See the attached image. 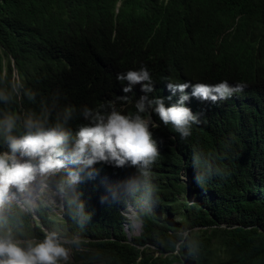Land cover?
Segmentation results:
<instances>
[{"label": "trees", "instance_id": "trees-1", "mask_svg": "<svg viewBox=\"0 0 264 264\" xmlns=\"http://www.w3.org/2000/svg\"><path fill=\"white\" fill-rule=\"evenodd\" d=\"M142 66L155 85L149 99L165 98L166 106L179 98L168 83L246 87L215 104L192 98L186 106L202 123L186 139L151 112L161 156L153 167L154 204L140 235L129 238L121 213L127 206L113 200L136 169L94 165L91 178L71 191L82 194L85 211L94 214L82 246H69L61 264H264V0H0V88L23 84L37 101L59 92L61 106H114L128 115L145 93L137 84L127 101L118 99L128 85L116 77ZM29 110L39 104L23 90L13 103L0 104V114ZM82 123L78 116L73 131ZM197 154L201 167L211 164L227 175L198 186ZM39 216L40 223L26 218L38 237L52 221L70 234L79 231L66 208L63 218L42 207ZM184 225L202 241L195 260L161 243Z\"/></svg>", "mask_w": 264, "mask_h": 264}, {"label": "clouds", "instance_id": "clouds-1", "mask_svg": "<svg viewBox=\"0 0 264 264\" xmlns=\"http://www.w3.org/2000/svg\"><path fill=\"white\" fill-rule=\"evenodd\" d=\"M116 79L127 82L128 86L123 87L125 95L118 97L124 101L129 99L127 94L133 92L135 85H141L145 95L136 101L134 114H121L114 106L110 111L61 106L59 92L54 93L50 101H37L38 94L25 90L23 84L0 88V104L13 103L22 90L30 102L39 104L38 111L0 114V264H61L69 258V246L77 249L82 246L81 233L94 213L85 211V203L80 199L82 194L72 195L71 191L85 178H91L93 171L89 170L98 163L136 169L122 191L113 193V200L132 207L136 219L142 220L152 211L157 191L153 167L161 156L160 144L150 130L151 112L154 111L165 126L171 124L181 139H186L192 135L193 126L202 123L201 114L186 106L192 98L215 104L230 99L246 87L242 83L230 86L227 81L216 85L188 81L168 83V89L173 95L179 93V98L166 106L165 98L149 99L148 94L155 91V85L146 67L120 73ZM188 89H191L190 95ZM78 116L86 123L79 124L73 131L71 124ZM194 160V180L200 187L214 175L222 178L227 175L222 168L211 164L201 167L199 154ZM65 170L67 174L61 175ZM41 193L46 199H38ZM106 199L102 198L101 202ZM48 200L63 201L78 232L70 234L55 221L50 229L44 228L42 238L28 228L26 218L29 215L33 218L35 207L39 206L37 223L41 221V207L50 214L44 207ZM194 233L195 229L184 225L161 243L173 249V254L183 249L187 258L195 260L201 252L202 241Z\"/></svg>", "mask_w": 264, "mask_h": 264}, {"label": "rangeland", "instance_id": "rangeland-1", "mask_svg": "<svg viewBox=\"0 0 264 264\" xmlns=\"http://www.w3.org/2000/svg\"><path fill=\"white\" fill-rule=\"evenodd\" d=\"M14 79H16V81H18V72L17 70L14 71ZM185 180H189L187 179V175H185ZM183 180V183L186 187H188V183L189 181H185ZM38 199H46V195L44 193H41L40 196L38 197ZM39 206L35 207L32 215H33V221L34 222H38V216H37V209ZM48 209V211L50 212V215H54V216H58L59 218L63 217V213L65 211L64 208V204L62 200H48L46 202V205L44 206ZM121 213L124 214V216L126 217V221L124 223V229L127 232L129 238H133L134 236L140 235L142 232V220H137L136 219V213L133 210L132 207H126L124 209H121ZM154 249V248H153ZM156 254L158 255L159 253L156 251Z\"/></svg>", "mask_w": 264, "mask_h": 264}, {"label": "bare ground", "instance_id": "bare-ground-1", "mask_svg": "<svg viewBox=\"0 0 264 264\" xmlns=\"http://www.w3.org/2000/svg\"><path fill=\"white\" fill-rule=\"evenodd\" d=\"M128 207H130V206H128Z\"/></svg>", "mask_w": 264, "mask_h": 264}]
</instances>
